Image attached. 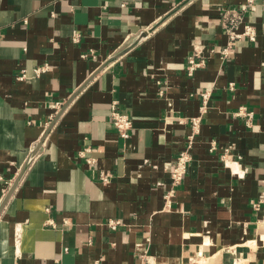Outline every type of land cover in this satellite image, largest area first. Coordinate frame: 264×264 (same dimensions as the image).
I'll return each mask as SVG.
<instances>
[{
    "label": "crops",
    "instance_id": "0c3cea01",
    "mask_svg": "<svg viewBox=\"0 0 264 264\" xmlns=\"http://www.w3.org/2000/svg\"><path fill=\"white\" fill-rule=\"evenodd\" d=\"M245 1L0 0V204L44 139L0 213V264H137L145 252L149 264H264V0L246 14L257 41L239 42L226 63L218 53L221 10ZM195 49L206 65L189 76ZM204 91L188 173L166 204V167ZM113 102L133 121L126 140ZM240 107L253 127L234 116ZM226 151L244 175L224 166ZM110 219L124 226L111 231Z\"/></svg>",
    "mask_w": 264,
    "mask_h": 264
},
{
    "label": "built area",
    "instance_id": "2783aa9c",
    "mask_svg": "<svg viewBox=\"0 0 264 264\" xmlns=\"http://www.w3.org/2000/svg\"><path fill=\"white\" fill-rule=\"evenodd\" d=\"M258 1L259 0H246L244 3L236 7H227L221 10V27L227 37L226 45L218 50L222 63H226L231 59L239 42L249 41L250 43H255L257 41V29L254 24L246 20V14L256 10ZM80 38L81 35L75 33L73 36V41L77 43L80 41ZM82 57L87 58L89 57V55L84 54L82 55ZM187 62L188 63L186 70L189 76H193L198 69L203 68L206 65V59L202 56L198 49H195L189 55ZM48 68V65H45L43 67H37L34 69V73L37 77H39L43 72L47 71ZM26 76V70H23L18 78L20 80H24ZM229 90H235V85L233 83L229 85ZM212 94L213 91H204L199 94L200 99L202 101L200 114L196 117L190 118L191 132L189 135L186 136L185 147L177 155L175 162L166 167V170L171 178L170 188L164 195V200L166 204H170L172 202V198L175 196L177 188L181 185L185 176L188 173V169L192 161V150L195 144V140L201 132L202 118L210 106ZM233 114L236 117H242L245 120V124L248 128L253 127L254 113L249 111L246 107H240ZM110 117L111 123L118 132L120 138L123 140L128 139L133 129V121L130 115L122 111L118 107L117 102H113ZM171 119L172 118H168L166 119V121L170 122ZM91 153L92 149L85 148L83 151L80 152V157L85 160V163L88 168L93 170L94 168H96L97 161ZM222 161L224 166L226 168H229L233 174L239 176L244 175V172L241 171L238 161L235 160L228 151H226L225 154L222 156ZM98 171L99 181L103 185L109 184L113 175L107 173L104 170ZM258 206V203L254 204V207L256 209L258 208ZM49 223L52 225L54 224L52 220H49ZM105 226L111 231H116L123 227L124 223L120 219H110L105 223ZM149 263L150 258L147 252L139 256V261L137 262V264ZM189 263L192 264L193 261H189ZM56 264H61V262L56 261ZM96 264H99V262H96Z\"/></svg>",
    "mask_w": 264,
    "mask_h": 264
},
{
    "label": "water",
    "instance_id": "95a60500",
    "mask_svg": "<svg viewBox=\"0 0 264 264\" xmlns=\"http://www.w3.org/2000/svg\"><path fill=\"white\" fill-rule=\"evenodd\" d=\"M147 35V32H143L141 33V35L138 37L137 41L132 44L128 49L124 50L123 52H127L130 49H132L136 44H138L143 38H145ZM120 55H116L115 57H111L108 61H106L99 69L96 73L101 72L105 67H107L110 63H112L116 58H118ZM84 88V87H83ZM82 89H80L79 91H77V93H75L74 97L81 91ZM73 97V98H74ZM53 123L51 124V126L48 128L47 132L45 134H48L50 129L52 128ZM43 140L41 139L39 141V143L34 147V149L31 151L28 159L26 160L25 164L23 165L19 175L17 176V178L15 179V181L12 183L11 187L9 188L8 192L6 193L3 201L0 204V213L4 207V205L6 204V202L9 200V198L11 197V195L13 194L14 190L16 189V187L18 186L19 182L22 180L24 174L26 173L28 167L30 166L31 162L33 161V159L36 157V155L38 154L42 144H43Z\"/></svg>",
    "mask_w": 264,
    "mask_h": 264
},
{
    "label": "rangeland",
    "instance_id": "374dc122",
    "mask_svg": "<svg viewBox=\"0 0 264 264\" xmlns=\"http://www.w3.org/2000/svg\"><path fill=\"white\" fill-rule=\"evenodd\" d=\"M197 262H198V261L195 259V262H194V260H193V263H192V264H198ZM187 264H190V263L188 262Z\"/></svg>",
    "mask_w": 264,
    "mask_h": 264
},
{
    "label": "bare ground",
    "instance_id": "6f19581e",
    "mask_svg": "<svg viewBox=\"0 0 264 264\" xmlns=\"http://www.w3.org/2000/svg\"><path fill=\"white\" fill-rule=\"evenodd\" d=\"M200 264H204V262L202 260L199 261Z\"/></svg>",
    "mask_w": 264,
    "mask_h": 264
}]
</instances>
